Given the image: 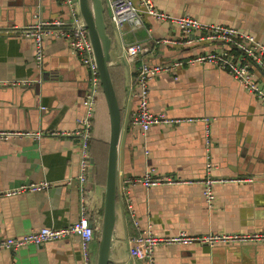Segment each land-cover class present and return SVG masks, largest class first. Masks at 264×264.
<instances>
[{"label":"crops","instance_id":"0c3cea01","mask_svg":"<svg viewBox=\"0 0 264 264\" xmlns=\"http://www.w3.org/2000/svg\"><path fill=\"white\" fill-rule=\"evenodd\" d=\"M152 1L156 8L173 16L189 15L204 23L234 27L264 43V0ZM37 16L66 20L68 12L59 0H0V129L45 133L38 139L0 142V192L25 182L43 180L49 184L37 191L0 194V238L19 236L43 226H67L80 215V195L75 181L78 140L74 135L49 136L46 132L74 130L87 88L88 70L70 52L65 41L50 36L43 40L42 69L35 65L33 42L7 30L13 25L30 23ZM105 18L113 43L111 77L121 109L116 221L108 264H142L130 255V240L147 230L157 236L180 231L199 235L263 230L264 106L227 71L209 63L194 62L174 74L154 76L148 82L150 110L183 121L156 124L147 131L131 122L137 98L130 88L134 74L123 53L126 44L148 45L149 51L135 62L138 66L144 61L194 58L220 50L221 43L198 40L179 44L181 32L175 23L150 16H144V25L134 29L127 24L117 29L110 21L108 9ZM199 33L192 35L197 37ZM163 39L167 42L163 43ZM254 78L264 85V75L258 70ZM203 117L209 121L204 122ZM92 126L94 165L90 186L104 184L94 178L96 166L100 169V179L106 173L109 117L102 103L96 104ZM206 128L211 140L209 160L213 175L249 179L215 184L210 205L199 182L205 176ZM147 170L181 182L145 189L136 178ZM124 186L130 192L136 225L125 203ZM93 211L101 213L102 207L97 206ZM89 251L93 264L97 251L95 240L89 244ZM84 262L77 235L16 250L0 249V264ZM153 263L264 264V242L213 247L199 243L159 245L154 250Z\"/></svg>","mask_w":264,"mask_h":264},{"label":"built area","instance_id":"2783aa9c","mask_svg":"<svg viewBox=\"0 0 264 264\" xmlns=\"http://www.w3.org/2000/svg\"><path fill=\"white\" fill-rule=\"evenodd\" d=\"M68 12L66 20L54 18L51 20L35 17V20L21 25L11 26L7 31L16 33L21 37L30 39L34 45V62L41 70L44 64L45 51L43 48L44 37L62 39L69 47L70 52L78 56L88 70L87 88L81 101V113L76 117V125L73 131L58 132L48 131L49 136L74 135L78 140V170L75 181L80 195V215L77 221L67 226L40 227L19 236L1 237L0 249L16 250L23 246L33 244L40 245L47 241L67 238L71 235L79 237L80 246L85 260V264H90L89 244L94 238V227L89 220L87 211V176L91 167V153L89 139L91 137L90 127L96 107V96L100 92L97 68L94 62L92 46L87 35V29L81 23L77 14L74 0H59ZM106 8L109 10L110 21L117 29L124 25H129L131 29L144 25V16H150L156 20H168L176 24L181 32V41L177 43L189 44L198 40L218 41L222 47L218 51L196 55L189 59H174L168 62H141L135 66L145 53L149 51L148 45L140 42H131L123 47V53L129 69L134 74V80L130 88L137 98V105L132 114L131 122L139 125L143 131H147L151 126L164 123L175 124L183 121V118L168 117L163 112H153L149 108L148 82L160 73L174 74L185 65L194 62L209 63L221 70L227 71L240 86L259 99L264 106V85H260L255 80V71L264 75V43L257 40L253 35L237 30L234 27L224 26L216 23H204L189 15L173 16L163 10L156 8L152 0H104ZM194 32H201L199 36H193ZM167 42L166 39L162 40ZM25 83V82H24ZM190 120V119H189ZM201 120L208 122L209 118L203 117ZM45 133L40 130L22 129H0V142L15 138L38 139ZM205 176L199 180L203 185L202 194L207 204H212L214 198L213 186L217 183L229 181H247L248 178H226L215 176L212 173V163L210 162L209 129L205 130ZM145 189L158 184L178 183L181 180H174L167 175H154L150 170L145 171L136 178ZM184 181V180H183ZM67 182L70 184L71 180ZM48 182H25L11 189L0 192L5 196H11L26 191H37L48 187ZM125 203L128 205L133 224H137L135 212L132 208L129 189L122 187ZM146 233H139L130 240V255L139 260L142 264H154L153 253L157 246L166 244L188 245L199 243L209 247L217 244H243L264 242V230L257 231H234V232H208L199 235H190L180 231L174 235L157 236L149 230Z\"/></svg>","mask_w":264,"mask_h":264},{"label":"water","instance_id":"95a60500","mask_svg":"<svg viewBox=\"0 0 264 264\" xmlns=\"http://www.w3.org/2000/svg\"><path fill=\"white\" fill-rule=\"evenodd\" d=\"M74 4L81 23L87 29L97 68L100 92L105 99L109 117L105 182L103 185L94 184L93 186L88 183L94 165L91 157L92 164L87 176L88 192L86 200L89 220L94 227V238L92 241L95 240L97 243L96 257L93 264H108L111 239L116 221L117 146L121 129V109L110 71L113 43L107 32L104 0H74ZM125 69L127 70V67ZM97 206L102 207L101 213L93 211ZM89 260L90 264H92L90 251Z\"/></svg>","mask_w":264,"mask_h":264},{"label":"trees","instance_id":"16d2710c","mask_svg":"<svg viewBox=\"0 0 264 264\" xmlns=\"http://www.w3.org/2000/svg\"><path fill=\"white\" fill-rule=\"evenodd\" d=\"M104 4H105V2H104ZM106 5H105V14H106ZM100 103H102V107L106 110V113H107V109H106V104H105V100H104V97H103V95H102V93L101 92H99L98 94H97V96H96V104H100ZM93 117L91 118V127H90V134H91V137H90V139H89V146H90V153H91V156H93L94 157V155H93V153L91 152V141H92V139H93V136H92V132H93V130H92V128H93ZM95 159V158H94ZM98 170V171H97ZM99 171H100V169L96 166V171H95V174H94V178H95V180L96 181H99L100 183H104V173L102 174V178L100 179L99 178ZM101 173V172H100Z\"/></svg>","mask_w":264,"mask_h":264}]
</instances>
